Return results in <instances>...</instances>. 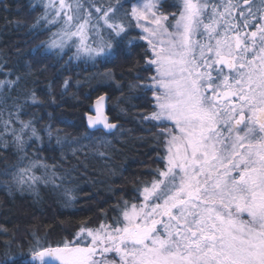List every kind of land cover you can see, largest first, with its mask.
<instances>
[{"label": "snow or ice", "instance_id": "6c2138e0", "mask_svg": "<svg viewBox=\"0 0 264 264\" xmlns=\"http://www.w3.org/2000/svg\"><path fill=\"white\" fill-rule=\"evenodd\" d=\"M43 7L37 24L56 27L45 47L74 46L77 58L93 61L118 58L111 36L88 42L93 13L84 0H45ZM119 11L95 6L115 43L127 38L129 54L135 41L147 45L143 59L153 74L130 87L152 92L142 121L157 129L154 162L162 165L149 169L152 178L131 201L121 198L110 218L105 209L96 224L83 218L54 247L37 239L32 264H264V0H143ZM129 16L138 35L126 31ZM104 101H95L88 127L111 132L117 125ZM3 124L5 147L8 135L19 151L25 135L41 139L31 121L19 129ZM38 163L12 174L20 191L49 182L32 173ZM64 195L70 206L75 197L70 189Z\"/></svg>", "mask_w": 264, "mask_h": 264}, {"label": "trees", "instance_id": "16d2710c", "mask_svg": "<svg viewBox=\"0 0 264 264\" xmlns=\"http://www.w3.org/2000/svg\"><path fill=\"white\" fill-rule=\"evenodd\" d=\"M90 1L84 0L88 6L119 8V17L137 0ZM43 13L42 0H0V132L5 120L16 129L20 121H31L41 138L25 135L23 151L11 135L7 147L0 143V229H6L0 231V264H32L37 239L54 247L71 238L83 218L96 224L101 209L110 218L121 198L131 201L142 181L152 178L149 169L162 165L154 162L161 151L152 138L157 129L142 121L152 109V92L130 87L153 74L143 59L146 45L135 41L129 54L127 38L117 45L119 38L106 30L100 35L111 36L118 58H77L74 46L48 51L42 42L51 26L37 24ZM125 19L132 25L126 31L138 35L131 17ZM33 95L39 103L32 102ZM104 95L110 122L117 125L110 133L86 126L89 107ZM37 160L32 173L49 182L20 191L12 174ZM66 189L75 197L70 206Z\"/></svg>", "mask_w": 264, "mask_h": 264}, {"label": "rangeland", "instance_id": "374dc122", "mask_svg": "<svg viewBox=\"0 0 264 264\" xmlns=\"http://www.w3.org/2000/svg\"><path fill=\"white\" fill-rule=\"evenodd\" d=\"M90 1V0H89ZM45 2V0H42V6H43V3ZM91 2V1H90ZM143 3V0H137L135 3H134V5H133V7L134 6H138V5H140V4H142ZM90 8H91V10H92V13H93V15H92V17H91V19H90V24H89V40H88V42L89 43H92L93 41H95V40H98L99 38H100V32H104V31H106V30H109V31H111L109 28H107V26L104 24V21L103 20H100L99 19V13H96L95 12V7L93 6V5H91V6H89ZM43 10H44V7H43ZM110 15H112V13H110ZM116 15H117V13H116ZM133 21V23H134V25H135V21L134 20H132ZM51 28H53V32L54 31H56V27H51ZM94 28H99V35H96L95 34V31H94ZM136 28V27H135ZM136 30L138 31V32H140V29H138V28H136ZM144 44H145V42L144 41H142ZM71 43V42H70ZM146 45V44H145ZM146 47H147V45H146ZM47 48V47H46ZM47 50L49 51V50H51V48H47ZM153 103H154V101H153ZM30 262H32V258L30 259ZM37 264H38V262H37ZM49 264H52V263H50V261H49Z\"/></svg>", "mask_w": 264, "mask_h": 264}, {"label": "water", "instance_id": "95a60500", "mask_svg": "<svg viewBox=\"0 0 264 264\" xmlns=\"http://www.w3.org/2000/svg\"><path fill=\"white\" fill-rule=\"evenodd\" d=\"M104 97H105V101H104V114L108 117V119H109V121H110V118H109V116H108V114H107V99H108V97L106 96V95H104ZM96 101V100H95ZM95 101L92 103V105L89 107V110H88V112H89V115H92V116H95ZM86 126H87V128L89 129V130H92V131H94V130H102V131H104V132H106V133H110L109 131H107V130H105L104 128H103V126L102 125H100V126H97L96 128H89L88 127V119H87V122H86ZM115 130V129H114ZM114 130H112V131H114ZM111 131V132H112ZM46 260H49V258H46ZM50 261V260H49ZM50 263H52L51 261H50Z\"/></svg>", "mask_w": 264, "mask_h": 264}]
</instances>
